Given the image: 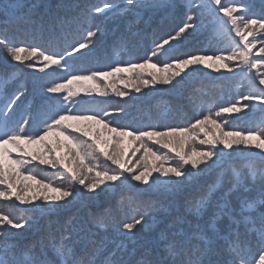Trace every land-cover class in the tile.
<instances>
[{"label": "snow or ice", "instance_id": "obj_1", "mask_svg": "<svg viewBox=\"0 0 264 264\" xmlns=\"http://www.w3.org/2000/svg\"><path fill=\"white\" fill-rule=\"evenodd\" d=\"M161 6L166 5L150 4L146 0H124L123 4L117 3L116 0H102V3L89 4L83 7L74 5L73 7L79 9L75 15L58 17L56 21L62 30H66L63 34L65 47L60 51L49 48L42 50L39 44L27 43L16 35H9L7 25L0 30L2 32L0 34V46L5 49L11 60L20 63L33 61L26 64L28 68H35V61L38 60L44 65L40 68L41 72L51 68V72L47 73L48 78L39 85L41 101L36 106L35 115L30 116L27 110L19 120H13L9 115L16 102L25 94L26 89L23 84L11 98H5L4 107L0 108V185H7L4 190H0V199L6 202L11 201L12 204L15 201L29 203L30 201L25 199L23 193L30 186L24 183L17 190L16 178L22 177L23 181H27L36 179V177L32 175L33 169L28 168L27 175H24L21 169L32 164L37 157L39 164L51 165L53 168L62 164L65 159V157L51 155L52 150L48 148L46 137L53 130L67 132L69 128L73 127L70 124L66 125V121L94 120L97 124H102L109 133L115 134V145H119L124 136L131 137L134 141H140V146L144 148L141 156L144 161L142 170L136 174L135 169L127 168L115 154L98 148L95 142H89L82 137H70L76 144L77 151L73 160L77 163L78 170H74L73 167L65 164L61 171L73 185H82L89 192L96 193L97 197L112 191L114 182L117 181L122 185H130L131 181H138L140 184L146 185L147 189H140L137 186L136 192L128 197L129 205H135L132 207V211L136 215L122 223V235L128 241L135 243L133 230L137 225L145 226V215L148 214L149 208L154 207L157 203L152 200L149 204L142 202L135 204L138 196L151 190H156L165 195L179 194L187 182L219 165L225 156L232 155V152H226V149L243 154V148L240 146L255 148L259 150L256 156H246L244 168L247 172L244 173L235 168L233 171L238 182L242 176H251L254 181L258 179L261 185V199L258 201L255 199L244 200L238 212L225 199L224 203L218 205V210L213 213L210 222L206 225L192 224L186 217L178 215L167 224L165 229L161 230L158 238L148 242L140 259L131 261L126 260L123 255L117 256L118 252L126 250L124 241H121L111 254L112 258L107 261V264H264V121L253 128L246 129L247 134H245L242 131L225 132L217 120L213 118L221 117L223 113H239L244 109L254 107H260L264 111V74L252 73V69L259 68L261 62L254 58L255 54L251 51L256 46L253 42L256 37L253 36L252 31H249L250 28L257 25L264 29V15H261L259 20L252 18L249 15L248 5L241 3L240 0H225L224 3L222 0H205L199 6H191L196 7L198 11L205 9L217 13L215 17L217 26L229 39L230 54L225 57L224 55L206 56L188 53L181 57H174L175 73L170 77L162 78L159 82L171 84L173 88H177L183 81L176 79V77L181 76L183 68L203 65L206 60L227 59L233 61L239 57L240 60L236 67L240 69L241 73L244 72L245 68L247 69L250 74L248 76L250 90L241 97V100L232 102L227 106H220L217 111L208 109L207 114L196 117L195 122L190 127H169L167 131L148 130L147 128L129 130L130 125L122 124L111 118L105 120V117L111 116L107 109L97 110L83 107L86 102L82 98L76 99L79 93L74 91L73 83L86 79L96 80L100 76H109L123 71L117 64L110 65V71L93 70L88 76L78 75L76 71H68L67 75L64 74V70H70L74 67V64L69 62L66 57H72V60L75 61L88 55L95 46L93 38H96L98 33H103L102 25L94 24L97 16L103 14L107 18L109 13L113 16L131 13L137 18L135 22L139 23L140 10ZM25 7L26 5H23L21 0L0 3V15L6 17L9 24L34 23L29 12L23 11ZM35 7L37 6L33 5V8ZM242 9L243 11H241ZM237 12L240 15H234ZM219 13H223V17H220ZM197 20V12H192L190 9L185 22L177 26L174 34L169 33L167 36L161 37L159 41H154L155 47L151 50V56L146 57V60H150L151 57H155L159 53L168 55L175 51L181 37L187 39L184 34L189 29L195 30L198 27L197 23L194 22ZM132 27L133 22L130 21L129 32L135 36L137 33L132 31ZM232 32H235L239 40L232 37ZM248 36H253V40H248ZM261 39L264 40V34L261 35ZM174 41L177 43L174 44ZM259 51L264 53V46H261ZM77 53L80 54L79 57L76 56ZM128 63L131 70L145 66L132 61ZM205 66L214 67L212 64ZM225 66L227 67V65ZM172 67L173 63H167L162 71H167ZM199 70V68L192 67L188 75L191 76ZM14 76L15 73L0 75V88L7 83L8 78ZM152 82L155 83V79ZM144 83L147 85L149 81L146 80ZM136 91L139 92L140 89L137 88ZM105 94L101 92V95ZM2 95L3 93L0 92V96ZM116 95L124 96L126 93L118 91ZM242 101L248 103H242ZM255 101H259V105H256ZM65 103L68 107H65ZM76 105H81L78 109L79 114L67 115L66 113ZM117 111H123V109H117ZM113 123L116 126L110 127V124ZM224 123H228V121L225 119ZM206 125H214L215 128L221 130L219 137L213 131V139L200 140V144L210 145V150L197 151L194 146L185 150V141L181 137L188 134L190 130H196ZM196 135L199 133L197 132ZM204 135L207 136L208 133L205 132ZM97 137H99V132H97ZM148 140H154L155 145H161L163 149L168 151L161 149L153 151L147 144ZM8 145L13 147H6ZM25 145H41L45 151L42 152L37 149L35 153L28 152L24 147ZM218 145H222V147L217 148ZM13 149L23 151L26 156L33 157V159L17 157L11 160ZM157 152L160 154L158 155ZM149 155L160 161V164L149 165L147 163ZM257 156L259 163H257ZM101 157L104 158L103 164L99 163ZM6 160L9 161L7 164ZM169 160H176V166L164 167V164ZM109 161L111 164L108 163ZM111 165L118 167L113 168ZM153 172L159 173V175L150 183L149 180ZM91 173H94V176L92 179H88V174ZM37 183L42 182L38 180ZM101 185H105V187L102 188ZM43 187L45 189L52 188L60 195L55 197L44 196L45 201H55L56 203L37 205L34 210L41 214L59 211L78 200L82 195L79 189L73 191L71 187H53L50 183H44ZM211 194L210 190L207 196L187 200L185 202L186 210L199 216L207 207ZM225 195L227 196V194ZM13 197H15V201L12 200ZM141 208H143L142 214ZM119 210L122 211L123 209ZM225 216L228 218L227 222L222 227H217L216 222ZM111 219V209H105L103 213L99 214L89 212L87 220L83 223L77 222L79 226L66 227L58 235L49 232L47 237L21 247L13 242L9 228L30 227L29 221L12 217L10 213L6 214L4 210L0 209V264H98L94 258H91L89 250H96L103 241H98L95 238L97 233L86 225L91 224L96 229L105 228ZM68 223L71 225V220ZM77 245L80 246L79 249Z\"/></svg>", "mask_w": 264, "mask_h": 264}, {"label": "trees", "instance_id": "obj_2", "mask_svg": "<svg viewBox=\"0 0 264 264\" xmlns=\"http://www.w3.org/2000/svg\"><path fill=\"white\" fill-rule=\"evenodd\" d=\"M8 2H10V0H0V3ZM116 2L123 4L124 0H116ZM146 2L150 4H163L166 6L149 7L140 10L139 23L135 22L137 18L131 13H121L116 16L109 13L107 18L101 14L95 18L94 24H100L104 29L103 33H98V36L103 37L105 48L103 53L100 52L101 54L99 53L89 62V68L85 75L88 76L91 74L92 67L109 71V66L113 64H117L121 68L130 69L128 62L132 61L137 64L154 67L159 70L163 78H166L167 71H162V69H164L167 63L175 62L174 57H181L188 53L206 56L224 55L225 57L230 54L229 39L217 26L215 19L217 13L205 9H199L198 11L196 7H191L192 5H201L205 0H146ZM224 2L225 0H222V3ZM240 2L248 5L249 15H251L252 18L259 20L261 15H264V0H240ZM21 3L26 5L23 11L29 12L34 23L21 22L19 24H9L6 17L0 15V30L4 29L7 25L9 35H16L27 43L39 44L42 50L49 48L60 51L65 47L63 34L66 30L61 29L56 22L57 18L75 15L79 9L73 7L74 5L83 7L89 4L102 3V0H21ZM33 5L37 7L33 8ZM190 9L192 12H197L198 14V20L194 21L197 23L198 27L195 30L189 29L188 32L184 34L187 36V39L181 37L175 51L168 55L158 54L155 57H151L150 60H146V57L151 56V51L148 50L155 46L154 41H159L161 37L167 36L169 33L174 34V30L177 26L185 22L186 16L190 13ZM241 11H243V9ZM201 12L202 14H200ZM234 15H240V13L237 12L234 13ZM219 16L223 17V13H219ZM130 21L133 22L132 31L137 33L135 36L129 32ZM249 31H252L253 36L256 37L253 41L256 46L252 48L251 51L255 54L254 58L261 62L259 68L252 69V73L264 74V53L259 51L260 47L264 46V40L261 39V35L264 34V29L259 28L257 25L250 28ZM0 34H2V32H0ZM231 35L236 40H239L235 32H232ZM253 36H248V40L252 41ZM173 43L176 44L177 42L174 41ZM127 44L131 46H127ZM139 44L142 45V47L138 49L136 47ZM94 51L95 50L89 52L88 55L93 54ZM66 59L70 62L72 57H66ZM239 60V57L233 61L227 59L206 60L203 65L189 66L182 70L181 76L177 79H182L183 82L177 88H173L171 84H168L169 89L165 90L159 87L157 91L151 95L148 93L144 98L134 97L137 103L134 104L131 110L126 114H123L127 115L135 109L139 111L138 114L135 115L134 123L130 125V129L147 128L148 130L167 131L169 127H190V125L195 122V118L207 114L208 109L217 111L220 106H227L232 102L241 100V97L246 95L250 90L248 79L250 74L247 72L246 68L244 72L241 73L240 69L236 67ZM207 64H212L214 67L208 68L205 66ZM80 65V67H83L84 62ZM225 65H227V67ZM192 67L199 68L200 70L189 76L188 73L191 72ZM217 69L219 70L217 71ZM229 69L232 70L230 71ZM68 71L71 70H67V74ZM77 74L82 75L83 70L77 72ZM9 80V86H13L14 91L19 87V82L22 81L17 73H15L14 77L9 78ZM158 85L159 83L155 82V86L158 87ZM4 90L5 86L3 85L0 91L3 93ZM4 96L5 95H2L0 97L3 98ZM40 101L41 100L38 99L35 106L31 108V115L36 114L35 109ZM242 103L248 102L242 101ZM254 103L259 105L260 102L255 101ZM80 106L81 105H76L66 114L70 116L79 114L78 109ZM166 109L169 110L168 120L162 124L156 123L155 117ZM113 116L112 114L110 118L115 120ZM213 118L217 120L225 132L242 131L247 134L245 131L246 129L253 128L261 121H264V111H262L260 107H254L251 109H244L239 113H223L221 117ZM225 119L228 123H224ZM111 125L113 127L116 126L114 123ZM213 131H215L217 137L221 136L220 129L215 128L214 125H206L201 126L200 131H197L199 135H196L197 132H194V130H190L189 133L186 134V138L187 136H197V141L200 143V140L203 139H213ZM205 132L208 133L207 136L204 135ZM187 142V149L194 146L197 151H208L211 148L210 145H195L193 142H190V140H187ZM219 147H222V145L217 146V148ZM240 147L243 148V154L238 151L226 149L225 151L232 152V155L225 156L219 165L209 169L208 172L206 171L200 174L192 181L187 182L179 192V195L181 193L185 194L183 199H186L196 198L201 195L195 188H202V192L205 193V196H207L208 192L211 190L212 194L209 197V203L202 213L197 216L194 212L191 214L186 209H183L186 211H180L176 216H184L188 221L192 222V224L200 223L203 225L204 223V225H206L210 222L213 213L218 210V205L224 203L225 199H227L231 207L237 212L244 200L255 199L258 201L261 199V185L259 180L257 179L254 181L251 176H242L238 182L233 171L235 168L238 171L246 173L247 170L244 168L246 156H256L259 150L255 148L250 149L245 146ZM205 148H208V150H205ZM256 159L257 163H259L258 156ZM153 164L159 165L160 161L155 160ZM176 164L177 162L173 164L165 163L164 167H172L176 166ZM58 170L59 169H51L54 173L58 172ZM158 175L159 173L153 172L149 182L151 183V180L155 179ZM200 178L202 179L199 180ZM161 179H163V177H161ZM135 183H139L140 189H147L146 185H142L138 181H135ZM190 190L195 191V196L193 194L189 196ZM56 194H58V192ZM147 194H158V192L156 190H151L147 191ZM225 194H227V196ZM92 196L88 197L92 198ZM77 205L81 206L77 208ZM83 205L80 199L67 205L69 208H75L74 213L78 215L77 218H72L73 225L75 226H79L77 223L78 221L83 223L85 220L84 216L79 212ZM182 207L186 208V205ZM51 214L55 215V212H51L43 218L40 229L45 230L49 228V225H53L52 220H47V217ZM67 215H70V212L67 211L58 217L65 220ZM253 215H256V213H253ZM227 219L228 218L225 216L221 220H218L216 222L217 227H222L227 222ZM30 228L31 226H25L24 228L14 229L13 231L17 232ZM43 235L44 232L41 235V239ZM10 236L12 238L11 233ZM149 238L150 237L136 235L134 237L135 243H137L135 249H138V251L130 256L125 254L124 258L126 260L132 259L131 261L140 259L145 248L146 240ZM13 242L19 243L17 241ZM125 245L127 246V242ZM79 247L80 246L77 245L78 249ZM110 249L111 245L109 244L102 249L99 254L98 264L101 263L104 258L103 256H105ZM91 258H93V256H91Z\"/></svg>", "mask_w": 264, "mask_h": 264}, {"label": "rangeland", "instance_id": "obj_3", "mask_svg": "<svg viewBox=\"0 0 264 264\" xmlns=\"http://www.w3.org/2000/svg\"><path fill=\"white\" fill-rule=\"evenodd\" d=\"M257 6V5H254ZM95 42V46L92 49L95 50L93 54L86 55L80 57L79 59L73 61L70 59V62L74 64V67L70 69L71 71L79 72L83 70L84 76H87L88 64L91 62L93 57H96L100 52L103 53L105 48V41L103 42V37L97 36L93 38ZM102 42V43H101ZM127 46H131L127 44ZM142 45H137L136 48H141ZM155 46H153L151 51ZM87 51V50H82ZM101 54V53H100ZM163 54V53H159ZM79 53L77 56L79 57ZM0 75H6L9 73H17L22 79L19 82V87L21 84L24 85L25 94L20 98L19 101L16 102V105L13 107V110L9 115L13 120H19L21 116L28 111V114L31 116L30 110L35 106L36 102L41 100V96L39 94V85L46 80L47 73L51 72V68L45 69L44 72L40 71L44 65L40 61H35V68H28L26 66L27 63H32L33 61H27L25 63H20L11 60V58L7 55L5 49L0 46ZM100 60V59H99ZM96 61V60H95ZM84 62L83 67H80ZM97 63V62H95ZM173 63V67L167 70V77L172 76L176 71V63ZM55 67V66H53ZM123 71L116 72L113 75L109 76H100L96 80L86 79L79 82H74L72 87L74 91L79 93V96L76 99H83L86 103L83 104L85 108H97V109H107L108 112L114 115L115 120H118L122 124L131 125L134 123V117L138 114V109L131 111L127 115L129 110H131L132 106L137 103L134 97L144 98L149 93L151 95L155 91L159 89V87L163 89H169L168 84H162L159 81L163 78L159 70L154 67L145 66V67H137L134 70L122 68ZM185 68H183L184 70ZM93 70L95 69L92 67ZM111 70V69H110ZM109 70V71H110ZM67 70H64V74ZM154 74V75H153ZM178 77H176L177 79ZM155 79L156 83H159L158 87L155 86V83L152 81ZM149 81L146 85L144 81ZM10 81L7 79V83H5V91L4 94L10 93L12 87L9 86ZM175 83V80H173ZM18 87V88H19ZM17 88V89H18ZM139 88L140 91L137 92L136 89ZM16 89V91H17ZM122 91L126 93L124 96H117L116 92ZM1 92V91H0ZM101 92L106 93L105 95H101ZM13 95V94H12ZM12 95L9 97L11 98ZM51 95V94H50ZM59 95V94H58ZM148 95V96H149ZM5 100L0 99V108H3ZM31 106V107H30ZM65 107H68L67 103H65ZM75 107V106H74ZM72 107L70 111L74 108ZM81 107V106H80ZM117 109H123V111H117ZM69 111V112H70ZM78 115V114H74ZM110 116V117H111ZM169 110H164L159 113L158 116L155 117V122L158 124H162L168 120ZM110 117H105V120H108ZM66 125L70 124L73 127L69 128L67 132L63 130H53L47 137L46 142L48 144V148L52 150L51 155L55 157H65L62 164L57 165V167L53 168L51 165H41L39 164V158L34 159L33 163L30 165H26L25 168L21 169V172L24 175H27V169H33L32 175L36 177V179H30L27 181H23L22 177H17L16 182H18V188L22 187V184L26 183L30 187L24 190L25 199L29 200V203H21L19 201H15V197L12 198L15 201L12 204L11 201H3L0 199V209L4 210L6 214H9L15 218H23L24 220L28 219L31 228L23 229L20 231H13L14 229L9 228V232L12 234V240L19 242V246H24L30 242H37L41 239V235L44 232L43 238L47 237L49 232L56 233L64 231L66 227L73 226V219L77 218V214L74 213L75 208L64 207L59 211L55 212V215H49L47 220H52L53 225H49L48 229H40L42 224V220L49 213L41 214L38 211H35L37 205L44 204L47 205L49 203H56L55 201H45L43 199L44 196L55 197L60 195V193L53 191L52 188L45 189L43 187L44 183H50L53 187H71L73 191L79 189L82 193L79 198L80 201L84 204L80 209V213L84 216L85 220L88 219L89 212L92 213H103L105 209L112 210V219L109 224L105 228L96 229L91 224H87L86 227L91 228L92 231L96 232V239L98 241H103L102 245H98L96 250L90 249V255L93 256L95 260L98 262L99 254L103 248H105L108 244L111 245V249L107 252L105 256H103V260L100 264H107V261L112 258L111 254L116 250L117 245L124 241L127 246L126 250L123 252H118L117 256L127 254L130 256L134 254L138 249H135L137 243H132L128 241L122 235V223L125 220H130L133 215H136L134 211H132V207L130 206L128 197L133 195L136 191V187H140L139 183L128 184H120L114 182V188L112 191L101 194L100 196H96V193L89 192L87 189L83 188L82 185H73L67 178L64 177L62 173V168L65 164L73 167L74 170H78L77 163L73 160V157L76 154V144L75 141L70 139V137H82L84 140L89 142H95L98 148L103 149L108 153L115 154L120 162L126 165L127 168L135 169V173L139 174L144 165V161L141 159L143 155L144 148L140 146L139 140H132L131 137L124 136L119 145H115V134L109 133L102 124H97L94 120H69L65 122ZM42 127V126H41ZM110 127H113L110 124ZM80 129V131H77ZM129 130H131L129 128ZM200 131L199 129L194 130V132ZM97 132H99V137H97ZM87 133V135H85ZM197 136L190 137L186 135L181 137L182 140L185 141V150L187 149V140L193 142L195 145L200 144L197 141ZM147 140V138H145ZM59 141V143H57ZM107 141V143H105ZM147 144L152 148L153 151L157 149H161L162 151H168L167 149H163L161 145H155L154 140H148ZM6 147L12 148V145H8ZM28 152L35 153L37 149L40 151H45L43 146L41 145H25L24 146ZM71 150V151H70ZM208 150V148H205ZM122 152V154H121ZM159 155L160 153L157 152ZM17 157L23 159H33V157L26 156L23 151H16L13 149L10 159L14 160ZM155 158L149 155L147 157V163L149 165H153L155 162ZM71 161V163H70ZM9 161L6 160V164ZM177 162L176 160H169L167 163L173 164ZM100 164L104 163V158L101 157ZM111 164V161L108 162ZM139 165V166H138ZM113 168L118 167L117 165H111ZM51 169H59L58 172L54 173ZM208 172V171H207ZM111 174V173H110ZM94 173L88 174V179H92ZM200 178L199 180H201ZM41 181L42 183H37V181ZM87 183V180L85 181ZM119 182V181H117ZM113 183V182H107ZM7 185H0V190H4ZM101 187H105V185H101ZM198 191L200 196L196 198H186L183 199L185 194H173V195H165V194H151L148 195L147 191H145L142 195L137 197L135 204H149L150 201L155 200L157 203L154 207H150L148 214L145 215V226L137 225L133 230L135 232V236L141 235L150 237L146 240L145 246H147L148 242L155 240L159 237L161 230L165 229L167 224L176 217L177 213L180 211H186V209L182 206L186 205L185 202L187 200H195L202 196H205V193L202 192V188H195ZM99 191V189H97ZM193 194L195 196V191L190 190L189 196ZM93 195V196H92ZM92 196V198L88 197ZM241 197V195H240ZM244 199V198H243ZM123 200V203L121 201ZM88 205V206H85ZM163 205V207H161ZM214 205V204H211ZM81 205H77L79 208ZM123 209L120 211L119 209ZM70 212V215H67L65 220L59 218L58 216L64 214L65 212ZM212 211V210H211ZM189 212V211H188ZM143 213V208H141V214ZM193 213V212H189ZM73 218V219H72ZM154 218V219H153ZM71 220V225H69V221ZM84 220V221H85ZM204 222V220H203ZM204 225V223H203ZM132 260V259H131Z\"/></svg>", "mask_w": 264, "mask_h": 264}]
</instances>
